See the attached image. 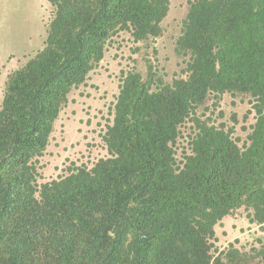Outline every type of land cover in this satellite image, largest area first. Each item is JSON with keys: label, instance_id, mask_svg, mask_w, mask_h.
I'll use <instances>...</instances> for the list:
<instances>
[{"label": "trees", "instance_id": "16d2710c", "mask_svg": "<svg viewBox=\"0 0 264 264\" xmlns=\"http://www.w3.org/2000/svg\"><path fill=\"white\" fill-rule=\"evenodd\" d=\"M48 2L44 48L9 75L0 106V264H245L233 244L215 256V228L240 209L264 225V0L189 1L175 48L185 77L127 73L103 137L108 157L39 183L69 95L110 40L159 38L170 11V0ZM226 94L253 99L242 146L199 115Z\"/></svg>", "mask_w": 264, "mask_h": 264}, {"label": "rangeland", "instance_id": "374dc122", "mask_svg": "<svg viewBox=\"0 0 264 264\" xmlns=\"http://www.w3.org/2000/svg\"><path fill=\"white\" fill-rule=\"evenodd\" d=\"M189 1L170 0V11L159 38L136 42L130 34L120 33L110 40L104 59L89 74L86 83L69 95L47 151L40 159L39 183L56 180L76 166L91 168L108 157L103 137L113 124L121 81L127 73L137 71L146 80L151 72L157 80L162 78L165 82L185 77L184 63L175 48ZM53 12L48 0H0V106L9 75L44 48ZM252 100L249 96L226 94L218 99L211 95L199 115L216 126L224 125L242 146L255 123ZM181 131L175 146L179 160L188 150L194 124L188 122ZM247 216L248 212L240 209L216 226L215 256L233 244L246 254L245 264L262 263L264 228L250 224Z\"/></svg>", "mask_w": 264, "mask_h": 264}, {"label": "built area", "instance_id": "2783aa9c", "mask_svg": "<svg viewBox=\"0 0 264 264\" xmlns=\"http://www.w3.org/2000/svg\"><path fill=\"white\" fill-rule=\"evenodd\" d=\"M257 228L262 229V228H264V225L263 226H258Z\"/></svg>", "mask_w": 264, "mask_h": 264}, {"label": "clouds", "instance_id": "9594fccd", "mask_svg": "<svg viewBox=\"0 0 264 264\" xmlns=\"http://www.w3.org/2000/svg\"><path fill=\"white\" fill-rule=\"evenodd\" d=\"M258 227V226H257ZM263 229V228H262Z\"/></svg>", "mask_w": 264, "mask_h": 264}]
</instances>
